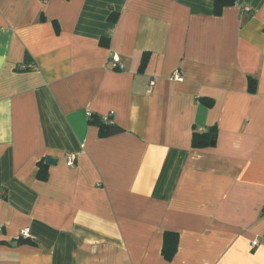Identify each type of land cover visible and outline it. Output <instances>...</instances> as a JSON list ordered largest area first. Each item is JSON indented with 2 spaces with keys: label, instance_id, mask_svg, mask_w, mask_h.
Returning <instances> with one entry per match:
<instances>
[{
  "label": "crops",
  "instance_id": "0c3cea01",
  "mask_svg": "<svg viewBox=\"0 0 264 264\" xmlns=\"http://www.w3.org/2000/svg\"><path fill=\"white\" fill-rule=\"evenodd\" d=\"M263 205L264 0H0V264H264Z\"/></svg>",
  "mask_w": 264,
  "mask_h": 264
},
{
  "label": "trees",
  "instance_id": "16d2710c",
  "mask_svg": "<svg viewBox=\"0 0 264 264\" xmlns=\"http://www.w3.org/2000/svg\"><path fill=\"white\" fill-rule=\"evenodd\" d=\"M235 2L236 0H213L214 14L220 15L223 8L233 6ZM34 68H35V65L32 64L29 70H32ZM249 90L251 92H253L254 90V80L253 79H250ZM207 105L209 104L207 103ZM89 118H90L89 122L91 124H95L98 126L100 137L113 136V135H116L122 132V130L118 126H116L113 122H106L100 116L98 117V116L91 115ZM213 136L214 135H213L212 129L209 131H205L203 133L195 132L192 135L191 144L194 148L208 147L209 145H211V142H213L214 140ZM44 167L45 166L43 165L42 161H40L39 170L37 174L38 178L40 179H45L46 177V172L44 170ZM18 240H20V238ZM176 244H177L176 234L170 233V232L169 233L167 232L164 234L161 253L166 260H170L173 257L175 250H176Z\"/></svg>",
  "mask_w": 264,
  "mask_h": 264
},
{
  "label": "built area",
  "instance_id": "2783aa9c",
  "mask_svg": "<svg viewBox=\"0 0 264 264\" xmlns=\"http://www.w3.org/2000/svg\"><path fill=\"white\" fill-rule=\"evenodd\" d=\"M45 1V0H43ZM109 63L112 67L113 70H118V71H122L124 69V65L122 63V61L120 60L119 56L116 55V54H112L110 57H109ZM171 78L175 81H182V76L180 74V72L178 70H175L172 75H171ZM153 82H151V85H152ZM111 114H108L106 116H103L102 119L106 122H112L111 120ZM66 165L68 167H72L73 164H74V155L73 154H67L66 155ZM261 216L264 217V205L261 209ZM31 235H30V230L29 228H25L23 230L20 231V234H19V238L21 239H27V238H30ZM264 239V237H263ZM260 245V240L256 239V240H253L251 243H250V246L252 249H255L257 248L258 246Z\"/></svg>",
  "mask_w": 264,
  "mask_h": 264
},
{
  "label": "water",
  "instance_id": "95a60500",
  "mask_svg": "<svg viewBox=\"0 0 264 264\" xmlns=\"http://www.w3.org/2000/svg\"><path fill=\"white\" fill-rule=\"evenodd\" d=\"M211 145H213V142H211ZM55 159H52V158H46L45 159V163L48 164V165H54L55 164Z\"/></svg>",
  "mask_w": 264,
  "mask_h": 264
}]
</instances>
